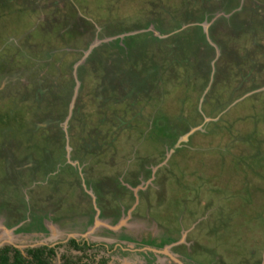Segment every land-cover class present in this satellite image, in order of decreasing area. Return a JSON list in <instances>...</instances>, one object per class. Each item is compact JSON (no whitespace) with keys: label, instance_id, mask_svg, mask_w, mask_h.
<instances>
[{"label":"rangeland","instance_id":"rangeland-1","mask_svg":"<svg viewBox=\"0 0 264 264\" xmlns=\"http://www.w3.org/2000/svg\"><path fill=\"white\" fill-rule=\"evenodd\" d=\"M8 242L54 264H264V0H0Z\"/></svg>","mask_w":264,"mask_h":264},{"label":"flooded vegetation","instance_id":"flooded-vegetation-1","mask_svg":"<svg viewBox=\"0 0 264 264\" xmlns=\"http://www.w3.org/2000/svg\"><path fill=\"white\" fill-rule=\"evenodd\" d=\"M135 86H136V84H137V82H135V83H133ZM69 206V205H68ZM26 207H28V206H26ZM75 211L74 210H72V211H70V210H67L66 211V214L65 215H67V216H64V214L62 213V212H60L61 213V215L60 216H58V218H59V220L62 222V223H69V222H75L76 221V217L79 215V217L80 216H87V219L86 220H83V219H81V217L79 218V223L78 224H76V225H73L71 228L73 229V228H75L76 226H78V225H80V224H82V223H85L87 220H88V217L90 216L91 218L93 217L91 214H90V212H89V214H87V212H84L83 210H79L78 211V214H76V212H75V215H72V213H74ZM27 218V217H26ZM111 218H114V215H112V217ZM135 220V219H134ZM37 222H40V224H41V226L43 227V228H45L44 227V223H45V218L43 217V218H41L40 220H26V221H24L23 223H24V227L27 229V228H30V229H32L33 230V228H34V226L37 224ZM32 227V228H31ZM26 233H33V232H26ZM105 235V234H104ZM119 237V236H118ZM122 238H126V236H123ZM108 239V238H107ZM71 240H74L77 244H79V246L80 247H82L81 249H75V250H78V251H85V249L86 250H89L90 248H92V247H95V248H99V247H102L103 248V250H104V252H105V250L106 251H108V248L110 247L111 249L112 248H122V246H124L125 244H124V240L123 239H120V243H115V244H112L111 246H109L108 247V245H109V242L106 240V238H104V240L103 241H98V240H90V239H88V238H84V237H82L80 240H77L75 237H68L67 239H66V241H65V243L67 244V243H69V245L70 246H72V244H71ZM55 244H57V242L56 243H54V245ZM47 246H45V243H36V244H29V246H27V247H19V246H17L16 244L15 245H13V244H11V243H4L2 246H0V254L1 253H5V254H7L9 257H10V259L12 260V258H13V255L16 253V252H18V253H20L21 255H23V256H27V254H28V250H32V249H36V248H45L46 247V249H49V248H51V249H53V248H55V246H51L52 244H46ZM68 245V246H69ZM73 248V247H72ZM54 250V249H53ZM57 254V253H56ZM53 256H50L49 257V260L51 261V263L52 264H54L53 263V258H52ZM57 257V256H56ZM58 259H60L59 257H57ZM77 258V260L78 261H80L81 260V258L80 257H76ZM96 261H98V260H96ZM66 264V263H65Z\"/></svg>","mask_w":264,"mask_h":264},{"label":"trees","instance_id":"trees-1","mask_svg":"<svg viewBox=\"0 0 264 264\" xmlns=\"http://www.w3.org/2000/svg\"><path fill=\"white\" fill-rule=\"evenodd\" d=\"M143 66L145 67V65ZM143 66L141 67V69L144 68ZM71 244L74 249L82 248L74 240H71ZM53 255H54V250L51 248L46 249V247L28 250L27 256H23L20 253L16 252L13 255L12 260L7 254L1 253L0 264H52L51 261L49 260V257ZM65 263L72 264L69 260H66Z\"/></svg>","mask_w":264,"mask_h":264}]
</instances>
